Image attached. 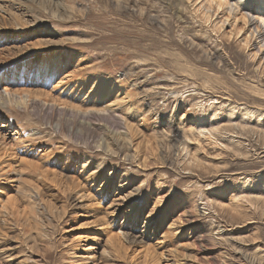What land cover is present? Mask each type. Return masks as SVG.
<instances>
[{
	"label": "rangeland",
	"instance_id": "obj_1",
	"mask_svg": "<svg viewBox=\"0 0 264 264\" xmlns=\"http://www.w3.org/2000/svg\"><path fill=\"white\" fill-rule=\"evenodd\" d=\"M219 1L211 21L206 0H59L21 30L0 15L2 87L77 110L66 87L97 81L137 110L2 112L0 264H264V65Z\"/></svg>",
	"mask_w": 264,
	"mask_h": 264
},
{
	"label": "bare ground",
	"instance_id": "obj_2",
	"mask_svg": "<svg viewBox=\"0 0 264 264\" xmlns=\"http://www.w3.org/2000/svg\"><path fill=\"white\" fill-rule=\"evenodd\" d=\"M58 1L59 0H0V13H1L0 15H3L6 18H8L7 20L10 23L14 24V26L17 27L18 29L23 28V27L27 28L28 27L27 25L31 24V23L27 22V20H25V17L31 18L33 23H36L39 20V19H37V16H36L37 13L40 11L39 5H41L40 6L41 10L44 13L46 12V10L48 8H54V12H52V10H51V12L53 14H55L58 11L60 4L63 3V2L59 3ZM206 2L208 3V6L203 7V9L204 8L206 9V11L203 15H204V18L206 20L211 21L212 17L215 15V13L218 11V9L223 6V4L225 2L222 3L219 0H206ZM257 2H259L258 3V6H259L260 1H257ZM235 3L237 6L236 5L235 6L234 5H226V7L228 9V12L235 13V14L239 8H241L242 10H245L244 13H242L240 15V17L242 19L241 21L243 22L244 28L246 29L247 32H246L244 38L241 40V42L243 41V44L246 46V48H247V46H248V48L253 46L254 52L252 53V56L254 57V59L257 57L258 61H259L258 63L264 65V6L261 5L263 7V9H262L263 11H262V14L259 16L256 14V12L260 8H258V7L255 8L254 5H256L257 3L254 2V0H235ZM213 4H214V6H213ZM227 4H229V3L227 2ZM42 6H43V8H42ZM37 9H38V11H36ZM210 10L212 11L211 14H210ZM3 16H2V18H3ZM215 18H216V16H215ZM228 21H229V16L222 15L221 19L218 22H216L214 24V26H218L217 24H219V23L222 24V26H224L226 23L228 24ZM232 23H234V25H235L236 21L233 20ZM231 25H233V24H231ZM32 26H33V24H32ZM238 32H237V34H238ZM39 33H42V32H39ZM44 45H46V44H44ZM40 76L42 77V79L45 80L48 76V71H46L45 69L42 70L40 72ZM65 77H67V76H65ZM25 78L28 79L29 76L26 74ZM0 81H1V79H0ZM71 82H72L71 79H68L67 82L63 83V84H69ZM58 85H59V83H58ZM100 85L101 84L97 83V81H96L93 85V88L91 87L94 90L91 89L88 91L87 89L85 90V88L83 89V87H84L83 83H81V81H80V82L74 83L73 85L70 84L69 86H71V87H69V86L66 87L70 92H66L67 91L66 88L64 89L66 91L63 90L64 93L66 94L67 98L69 97V98L73 99V101L77 102V104H79V106L77 107V110L73 109L71 107H68V106H63V104L61 105V104H57L55 102L45 103L41 100H38L35 98L34 99L30 98V95L28 93H22V94L13 93L11 90L8 89V87H2L0 85V119H4L9 127H13L15 123H13L4 114H2V112H4L5 110L9 111V110H14V109L15 110L20 109L22 111L26 109V111L28 112L27 109L29 108V106L35 105V107L45 108L46 110H47V108H49L48 110L50 111L49 112L50 119H52L56 113H61L63 115L64 114L67 115L70 112V114L73 113L75 115V116H72V114H71V116L73 117V120L76 121V119L79 117L80 113H83L81 111H84L85 113L91 114V115H93V114L94 115L95 114L100 115V114H104V113H111L112 111H115V110H113V106H116L118 104V102L125 104V106H124L125 110L122 113H124V114L131 113L130 114L131 117H134V118L136 117V113H137L136 111L137 110H135L134 103H132V101L130 99V96H131L130 93L124 92L122 90L123 88L121 89L120 85H114L113 87L111 86L108 89L107 88L104 89L103 88L104 86L101 87ZM72 87H73V89H71ZM31 107H30V109H33ZM80 107L82 108V110ZM119 112H121V111H118L116 113L118 115H120ZM216 113H219V112H216ZM81 117H82V115H81ZM86 117L87 116H85L84 118H86ZM60 118H63V117H60ZM64 118H65V115H64ZM58 120H60V119H58ZM66 122H67V120H66ZM72 126H73V124H72ZM56 127L61 129V124L60 123L56 124L55 128ZM1 128H3V127H1ZM199 128H200V130L197 128L199 130L198 136H206V134H207L208 139H210V137L213 133H215V132L219 133L218 132L219 131V124L218 123L200 125ZM207 128H209V129H207ZM220 136H221V134H220ZM4 137L5 136H3V132L0 131V140L2 141V145H4V147L8 148V144L5 142ZM126 137H125V139H126ZM15 140H16V138H15ZM123 141H124V139H123ZM127 158H128V156H127Z\"/></svg>",
	"mask_w": 264,
	"mask_h": 264
}]
</instances>
